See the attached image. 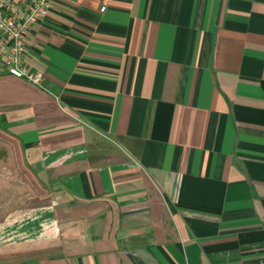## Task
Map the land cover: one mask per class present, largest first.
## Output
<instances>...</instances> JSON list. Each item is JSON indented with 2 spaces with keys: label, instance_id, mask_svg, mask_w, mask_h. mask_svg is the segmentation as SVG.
I'll list each match as a JSON object with an SVG mask.
<instances>
[{
  "label": "crops",
  "instance_id": "1",
  "mask_svg": "<svg viewBox=\"0 0 264 264\" xmlns=\"http://www.w3.org/2000/svg\"><path fill=\"white\" fill-rule=\"evenodd\" d=\"M26 62L0 264H264V0H55Z\"/></svg>",
  "mask_w": 264,
  "mask_h": 264
},
{
  "label": "built area",
  "instance_id": "2",
  "mask_svg": "<svg viewBox=\"0 0 264 264\" xmlns=\"http://www.w3.org/2000/svg\"><path fill=\"white\" fill-rule=\"evenodd\" d=\"M54 1L0 0V63L10 75L43 90H48L46 74L28 66L26 40L33 26L49 16Z\"/></svg>",
  "mask_w": 264,
  "mask_h": 264
},
{
  "label": "rangeland",
  "instance_id": "3",
  "mask_svg": "<svg viewBox=\"0 0 264 264\" xmlns=\"http://www.w3.org/2000/svg\"><path fill=\"white\" fill-rule=\"evenodd\" d=\"M6 158V157H5ZM11 171L10 170H8V169H5L4 171L3 170H0V178H6L7 180H9L10 178H11V176H8V174L10 173ZM12 179V178H11ZM3 182H5V181H0V189H2L3 187H4V184H3ZM9 188H12V186H9ZM4 198H7V201H4L3 199ZM6 200V199H5ZM3 204L4 205H6V204H8L7 206H10L11 207V204H12V198L10 197L9 199H8V197H6V196H4L3 194H1L0 193V207H4L3 206ZM9 207V208H10Z\"/></svg>",
  "mask_w": 264,
  "mask_h": 264
}]
</instances>
